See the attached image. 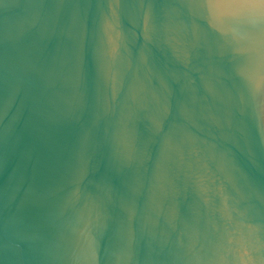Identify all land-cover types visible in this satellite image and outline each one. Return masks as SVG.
Masks as SVG:
<instances>
[{"label":"water","instance_id":"1","mask_svg":"<svg viewBox=\"0 0 264 264\" xmlns=\"http://www.w3.org/2000/svg\"><path fill=\"white\" fill-rule=\"evenodd\" d=\"M261 2L0 0V264H264Z\"/></svg>","mask_w":264,"mask_h":264},{"label":"snow or ice","instance_id":"2","mask_svg":"<svg viewBox=\"0 0 264 264\" xmlns=\"http://www.w3.org/2000/svg\"><path fill=\"white\" fill-rule=\"evenodd\" d=\"M220 4H227L231 8L242 10V9H247L250 6H254L257 3L256 0H205V6L208 10L209 16L215 18L217 7ZM259 5H260L261 14L264 15V2H261Z\"/></svg>","mask_w":264,"mask_h":264}]
</instances>
